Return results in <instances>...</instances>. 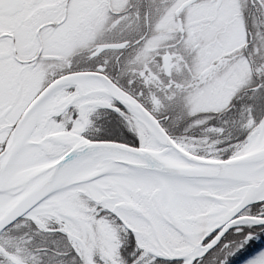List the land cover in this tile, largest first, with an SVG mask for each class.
Listing matches in <instances>:
<instances>
[{"label": "snow or ice", "instance_id": "1", "mask_svg": "<svg viewBox=\"0 0 264 264\" xmlns=\"http://www.w3.org/2000/svg\"><path fill=\"white\" fill-rule=\"evenodd\" d=\"M0 264H264V0H0Z\"/></svg>", "mask_w": 264, "mask_h": 264}, {"label": "rangeland", "instance_id": "2", "mask_svg": "<svg viewBox=\"0 0 264 264\" xmlns=\"http://www.w3.org/2000/svg\"><path fill=\"white\" fill-rule=\"evenodd\" d=\"M198 102L203 103V104H209V105L212 104V103H218L219 102V95L218 94H212V95H209V96L200 97V98H198ZM239 103L240 102L238 101L237 104H239ZM234 112H235V109H234ZM232 118H234V113H228L227 115H225L224 117H222V119H224V120H230ZM210 123H212V124H215L216 123L215 125L219 126L220 121L214 119ZM227 131H230V129H228ZM227 131H226V134H227ZM240 138L241 137L237 135L236 136V139L232 140L231 142L232 143H235ZM224 146H227V143Z\"/></svg>", "mask_w": 264, "mask_h": 264}, {"label": "trees", "instance_id": "3", "mask_svg": "<svg viewBox=\"0 0 264 264\" xmlns=\"http://www.w3.org/2000/svg\"><path fill=\"white\" fill-rule=\"evenodd\" d=\"M216 124V123H215ZM260 250V249H257V251ZM255 252L252 253V255L254 254Z\"/></svg>", "mask_w": 264, "mask_h": 264}]
</instances>
